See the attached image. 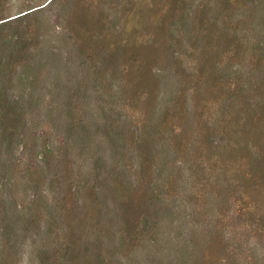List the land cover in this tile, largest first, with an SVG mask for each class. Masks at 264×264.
<instances>
[{"label": "rangeland", "instance_id": "374dc122", "mask_svg": "<svg viewBox=\"0 0 264 264\" xmlns=\"http://www.w3.org/2000/svg\"><path fill=\"white\" fill-rule=\"evenodd\" d=\"M0 264H264V0H0Z\"/></svg>", "mask_w": 264, "mask_h": 264}]
</instances>
